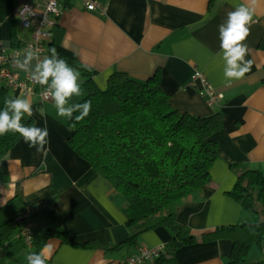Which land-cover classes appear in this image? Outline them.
Segmentation results:
<instances>
[{"label":"crops","instance_id":"obj_1","mask_svg":"<svg viewBox=\"0 0 264 264\" xmlns=\"http://www.w3.org/2000/svg\"><path fill=\"white\" fill-rule=\"evenodd\" d=\"M24 1L0 0V40L10 49L22 46L33 35L17 19ZM96 1L105 6L104 12L88 9L85 0H63L58 26L63 31L60 45L74 53L85 70L94 72L100 87H106L108 77L116 71L140 80L158 73L178 110L198 116L223 112V126L214 135L219 154L211 168V181L174 207L176 221L202 238L217 227L255 220L256 215L244 209L230 192L243 171L259 168L264 173V48L260 47L264 0H258L255 22L244 41L248 48L245 59L252 62L250 70L242 79L232 81L224 76L218 25L246 0ZM48 41L43 58L50 56ZM70 66L79 71L82 90L80 97L71 98L72 104L84 96L86 76L84 69ZM196 69L223 92L218 103L210 105L199 88L190 85ZM16 96L31 101L34 124L47 127L49 143L37 152L22 138L6 155L2 168L8 181L0 183V224L47 200L68 237L47 239L40 253L48 257V264H120L142 244L170 242L171 228L158 227L114 248L130 236L126 200L70 147L69 120L57 117L52 100L25 97L18 91L12 95ZM40 215L36 216L39 225L35 234L48 228L45 219L41 227ZM232 247L229 237L200 240L179 246L176 259L178 264H228ZM259 248L264 253V247ZM20 264H25L23 258Z\"/></svg>","mask_w":264,"mask_h":264},{"label":"trees","instance_id":"obj_2","mask_svg":"<svg viewBox=\"0 0 264 264\" xmlns=\"http://www.w3.org/2000/svg\"><path fill=\"white\" fill-rule=\"evenodd\" d=\"M52 31L47 43L49 52L54 47L69 65L84 69L85 94L78 103L91 102L88 116L80 121L69 120L72 132L68 144L127 203L125 214L130 236L113 247L131 243L145 231L169 227L173 236L166 252L147 264H178L179 246L220 237L233 240L228 264H264V259L254 260L248 255L252 243L264 247V173L259 168L240 173L230 192L244 209L256 215L255 220L220 226L208 236L198 238L187 225L175 219L174 207L211 181V168L219 154L214 135L223 126V112L198 116L178 110L162 87L158 73L140 80L116 71L102 88L94 80V72L85 70L77 56L60 45L63 31L58 24ZM260 47L264 48V39ZM6 97L12 95L2 85L0 110ZM22 122L32 125L34 119L26 115ZM21 139L18 133L0 136V183L8 181L3 160ZM54 212L47 205L34 216L37 223L39 214L48 223L47 231L34 232L35 253L41 254L53 235L68 239ZM21 214L18 212L0 224V253L13 244L14 238L24 244L20 232L26 220Z\"/></svg>","mask_w":264,"mask_h":264},{"label":"clouds","instance_id":"obj_3","mask_svg":"<svg viewBox=\"0 0 264 264\" xmlns=\"http://www.w3.org/2000/svg\"><path fill=\"white\" fill-rule=\"evenodd\" d=\"M257 3L258 0H246L229 11L226 20L218 25L220 48L226 64L224 76L229 81L242 79L250 70L252 62L245 59L248 48L244 41L250 34L251 25L255 22L253 17ZM50 52V56L40 59L38 50L29 47L22 59L15 60V65L29 73L33 81L46 86L44 99L53 101L57 117L83 120L91 111V102L69 104L73 96L82 95L81 85L78 82L80 73L60 57L54 47ZM76 112H79V115L74 116ZM33 114L29 99L20 96L6 97L4 107L0 110V136L10 132L18 133L29 148L42 152L49 143L47 127L26 125L22 122L26 115L31 117ZM47 260L48 257L43 254L31 253L27 256L28 264H47Z\"/></svg>","mask_w":264,"mask_h":264},{"label":"built area","instance_id":"obj_4","mask_svg":"<svg viewBox=\"0 0 264 264\" xmlns=\"http://www.w3.org/2000/svg\"><path fill=\"white\" fill-rule=\"evenodd\" d=\"M63 0H25L17 11V19L23 27H29L33 30V35L30 41L20 47L10 49L0 40V83L7 86L9 89L20 92L25 97L39 96L44 99L43 93L46 86L33 81L30 74L20 70L15 65L17 58H22L25 51L31 47L37 49L40 59H43L46 42L50 40L53 34V28L58 24L63 11ZM86 6L90 10L99 9L101 12L106 10L105 6L96 0H85ZM194 88H199V93L209 104H214L224 97L223 92L209 82L206 75L196 69L190 84ZM48 201L38 202L24 210L21 214L24 218L25 226L20 232V236L24 245L31 248V253L34 248V229L37 227V222L34 221V216L39 211L46 208ZM166 252V245L148 246L142 244L138 246L137 251L130 254L120 264H147L159 258ZM264 254V253H263Z\"/></svg>","mask_w":264,"mask_h":264},{"label":"rangeland","instance_id":"obj_5","mask_svg":"<svg viewBox=\"0 0 264 264\" xmlns=\"http://www.w3.org/2000/svg\"><path fill=\"white\" fill-rule=\"evenodd\" d=\"M25 28H26L25 30H28L29 34H30V32H33L32 28H29V27H25ZM22 29L20 28L21 31H23ZM15 93H16V91L11 89V94L14 95ZM43 219L44 218L41 216L39 218V221L42 222ZM41 227L44 228L43 222L41 224ZM39 230H40V228L38 229V231ZM12 247L14 249H17V251L14 250ZM12 247H11L12 250H8L9 249V247H8V248H5L0 253V264H20L22 262V258H23V262H25V264H27L26 255L28 254L29 249L25 248L20 241L19 242L17 241L16 238H14V244L12 245ZM21 251H23V252H21ZM23 253H24V256L22 255ZM248 253H249L248 255H249V257H251V259H254V260L264 259V254L262 253V251L259 248V246L257 245V243H252V245L249 248Z\"/></svg>","mask_w":264,"mask_h":264}]
</instances>
